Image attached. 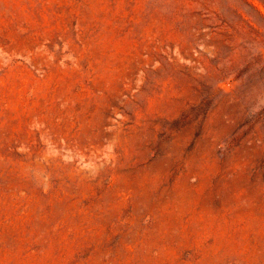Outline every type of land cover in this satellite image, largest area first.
I'll return each instance as SVG.
<instances>
[{
  "label": "rangeland",
  "instance_id": "374dc122",
  "mask_svg": "<svg viewBox=\"0 0 264 264\" xmlns=\"http://www.w3.org/2000/svg\"><path fill=\"white\" fill-rule=\"evenodd\" d=\"M0 264H264V0H0Z\"/></svg>",
  "mask_w": 264,
  "mask_h": 264
}]
</instances>
